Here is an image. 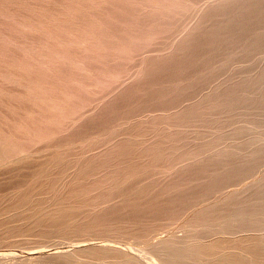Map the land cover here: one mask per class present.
Instances as JSON below:
<instances>
[{
	"label": "rangeland",
	"instance_id": "obj_1",
	"mask_svg": "<svg viewBox=\"0 0 264 264\" xmlns=\"http://www.w3.org/2000/svg\"><path fill=\"white\" fill-rule=\"evenodd\" d=\"M183 1L0 0V133L6 129L4 132L10 138L9 151H14L11 152V157L21 148L25 165L21 192L13 186L14 177L10 180L8 174L0 175V189L3 190L0 192V213L24 190L23 202L26 201L21 207L22 210L12 209L14 212L10 210V214L4 212L6 215H0V264H23L22 261L33 256L39 259V262L35 263L40 264H56L55 261L59 257V264H65L66 261L73 264L78 260H82V264L86 261L90 264H104L105 261V264H170L165 258L170 256L169 248H194L198 245L207 246L212 242L218 244L214 247L217 252L212 249L210 256L204 255L198 260L199 257L198 261L190 259L189 256L187 258L193 264H217L218 257L225 253H239L241 258H246L244 248L258 237L264 238V214L261 216V213L237 211L243 204H253L254 200L249 194L260 180L264 179V159L260 164L251 165L245 172L246 175L231 182L232 185L228 183L218 187L216 184V180L224 177L223 173L232 166L243 165L253 151L264 150V118L263 126L253 127L251 115L241 112L244 111V90L243 85H240L247 77L255 76L262 69L264 52L253 51L243 59L239 55L245 51L247 44L239 45L237 42L235 45L233 42L236 39L233 24L245 17L247 12L248 7H244L245 4L243 6L245 0H198V3L197 0H185L186 4ZM208 4L211 10L214 9L213 13L209 11ZM223 5L226 8H223ZM212 15H216L215 18ZM211 20H215V24L210 23ZM222 27L224 30H221ZM157 28L161 30L158 31ZM206 28L214 30L211 29L210 33ZM166 29L167 31H164ZM205 31L211 35H205ZM204 35L208 39L204 38ZM216 36L219 38L214 39ZM198 38L201 40H197ZM210 38L214 39V42ZM200 44L202 46H199ZM205 52H208V55ZM214 53L217 54L213 55ZM209 63L211 66H207ZM239 68L249 71L243 72L244 70ZM234 69L237 75L232 76L235 74ZM241 71L243 74H240ZM223 72L230 73V76ZM215 74L219 77H214ZM193 78L196 80L193 81ZM188 85H194L191 91ZM3 86L11 89H4ZM19 90L22 93L17 92ZM23 93L24 96L20 95ZM218 95H221L219 99ZM233 95H237V99ZM234 100L240 101L241 104L229 108V103ZM19 101L25 102L22 103L24 108L20 107L22 104ZM203 105L207 106L206 109ZM17 118L23 119L24 123L22 120L18 122ZM201 119L205 121L201 122ZM15 127L20 129L22 135ZM11 132L16 137L12 136ZM225 150L227 152L224 153ZM258 171L260 173H257ZM213 185L216 186L213 188ZM6 193L9 195H5ZM218 193L220 194L217 195ZM10 196L9 201L7 199ZM13 213H16L15 216H12ZM241 235L247 237H240ZM161 247L168 249L163 250ZM40 248H43L44 252ZM73 251L77 253H74V257ZM42 255H47L45 258L51 255V259H43ZM24 256L27 258L24 259ZM96 256L97 259L94 258ZM54 258L57 260H53ZM28 262L25 260L24 264H29Z\"/></svg>",
	"mask_w": 264,
	"mask_h": 264
},
{
	"label": "bare ground",
	"instance_id": "obj_2",
	"mask_svg": "<svg viewBox=\"0 0 264 264\" xmlns=\"http://www.w3.org/2000/svg\"><path fill=\"white\" fill-rule=\"evenodd\" d=\"M91 1V0H90ZM108 1V0H107ZM118 1V0H117ZM163 1H165V0H163ZM180 1V0H179ZM185 1V0H184ZM183 1V3L184 4H186V2H184ZM203 1V0H202ZM204 1H206V0H204ZM213 1V0H212ZM215 1V0H214ZM237 1V0H236ZM173 2V1H172ZM176 2V1H175ZM178 2V1H177ZM199 2H200V0H199ZM217 2H218V0H217ZM220 2V1H219ZM232 2V1H231ZM240 2V1H239ZM77 3V2H76ZM97 3V2H96ZM100 3H101V1H100ZM100 3H99V5H100ZM109 3V2H108ZM121 3V2H120ZM197 3H198V0H197ZM202 3H204V2H202ZM208 3H210L209 1H208ZM227 3V2H226ZM225 3V4H226ZM242 3H243V1H242ZM0 4H1V2H0ZM116 4H117V2H116ZM119 4V3H118ZM117 4V5H118ZM125 4V3H124ZM146 4V3H145ZM204 4H206V3H204ZM216 4V3H215ZM221 4V3H220ZM223 4H224V2H223ZM237 4V3H236ZM244 4H245V6H244ZM13 5V4H12ZM32 5V4H31ZM37 5V4H36ZM91 5V4H90ZM109 5V4H108ZM129 5V4H128ZM132 5V4H131ZM210 5H212V4H210ZM216 5H219L218 3L216 4ZM216 5H214V6H216ZM227 5H229V4H227ZM239 5V4H238ZM237 5V6H238ZM241 5V4H240ZM4 6V5H3ZM70 6V5H69ZM92 6V5H91ZM113 6V5H112ZM123 6V5H122ZM121 6V7H122ZM125 6V5H124ZM127 6V5H126ZM135 6V5H134ZM143 6H145V7H147L146 5H144L143 4ZM213 6V5H212ZM233 6H235V5H233ZM243 6L244 7H248L247 8V12H246V15H245V17H243L241 20L240 19H238L237 21H235V23L233 24L234 25V28L236 29V34H234L235 35V37L234 38H236L235 39V41L233 40V42H235V45H236V43L238 42L239 43V45L241 44V45H244V44H247V48L245 47V51H243L242 53L240 52V50L239 49H241V48H239L238 49V51L241 53L240 55H239V57L240 58H246V57H248L249 55H250V53H252L253 51H257V50H259V51H261V53H262V51L264 52V0H245V2L243 3ZM13 7V6H12ZM67 7H68V5H67ZM150 7V6H149ZM153 7H155V6H153ZM208 7H210V9H209V11L211 10V6H209V4H208ZM225 7V5H223V8ZM242 7V6H241ZM0 8H1V6H0ZM72 8V7H71ZM89 8V7H88ZM131 8V7H130ZM152 8V7H151ZM213 8V7H212ZM217 8H218V6H217ZM220 8H222V7H220ZM219 8V9H220ZM226 8V7H225ZM229 8V7H228ZM227 8V10H229ZM15 9V8H14ZM68 9V8H67ZM74 9V8H73ZM72 9V10H73ZM86 9H87V7H86ZM117 9V8H116ZM134 9V8H133ZM172 9V8H171ZM176 9V8H175ZM200 9V8H199ZM1 10V9H0ZM8 10V9H7ZM137 10V9H136ZM139 10V9H138ZM141 10V9H140ZM160 10V9H159ZM213 11H214V9H212ZM212 10H211V12H212ZM225 10V9H224ZM226 10V11H227ZM234 10H236V8L234 9ZM14 11V10H13ZM12 11V12H13ZM76 11V10H75ZM121 11V10H120ZM223 11V10H222ZM222 11H220L221 13H222ZM230 11V10H229ZM34 12V11H33ZM69 12V11H68ZM111 12V11H110ZM125 12V11H124ZM232 12V11H231ZM244 12V11H243ZM10 13H11V11H10ZM115 13V12H114ZM119 13V12H118ZM128 13V12H127ZM156 13V12H155ZM172 13V12H171ZM207 13V12H206ZM213 13V12H212ZM226 13V12H225ZM234 12H232V14H233ZM52 14V13H51ZM117 14V13H116ZM121 14H123V13H121ZM167 14V13H166ZM209 14V13H208ZM215 14V13H214ZM111 15H112V13H111ZM115 15V14H114ZM130 15V14H129ZM144 15H147V14H144ZM143 15V16H144ZM149 15H151L150 13H149ZM211 15V14H210ZM221 15V14H220ZM2 16H4V15H2ZM41 16V15H40ZM68 16V15H67ZM74 16V15H73ZM167 16V15H166ZM212 16H214V18H215V16L216 15H212ZM218 16V15H217ZM233 16H234V14H233ZM145 17V16H144ZM149 18H150V16H148ZM155 17V16H154ZM204 16H202V18H203ZM145 18H147V17H145ZM213 17H212V19H214ZM237 18V17H236ZM239 18V17H238ZM99 19H100V17H99ZM106 19V18H105ZM160 19H162V18H160ZM203 19H205V18H203ZM34 20V19H33ZM32 20V21H33ZM38 20H40V19H38ZM63 20V19H62ZM71 20H72V18H71ZM141 20V19H140ZM146 20V19H145ZM155 20V19H154ZM159 20V19H158ZM208 20V19H207ZM219 20V19H218ZM37 21V20H36ZM89 21V20H88ZM109 21V20H108ZM128 21V20H127ZM146 21H149V20H146ZM212 22H210V23H212V24H215V20H211ZM213 21H215V22H213ZM225 21V20H224ZM25 22V21H24ZM87 22V21H86ZM145 22V21H144ZM200 22V21H199ZM218 22V21H217ZM225 22H227V21H225ZM108 23V22H107ZM138 23V22H137ZM151 23V22H150ZM155 23V22H154ZM220 23V22H219ZM223 23V22H222ZM232 23H233V20H232ZM96 24V23H95ZM148 24H149V22H148ZM201 24L203 25V23H202V21H201ZM221 24V23H220ZM32 25V24H31ZM53 25V24H52ZM138 25V24H137ZM146 25V24H145ZM207 25V24H206ZM216 25H218L217 23H216ZM223 25V24H222ZM29 26V25H28ZM33 26V25H32ZM59 26V25H58ZM87 26H89V25H87ZM141 26H142V24H141ZM210 26H211V24H210ZM210 26H209V28H210ZM229 26V25H228ZM62 27V26H61ZM60 27V28H61ZM129 27V26H128ZM154 27V26H153ZM189 27V26H188ZM198 27V25L196 26V28ZM212 27V26H211ZM217 27V26H216ZM224 27V26H223ZM223 27H222V29L221 30H224L223 29ZM59 28V29H60ZM72 28V27H71ZM91 28V27H90ZM89 28V29H90ZM95 28V27H94ZM144 28V27H143ZM147 28V27H146ZM199 28L201 29V27H200V25H199ZM213 28H214V26H213ZM213 28H211V29H213ZM218 28H219V26H218ZM221 28V27H220ZM231 28V27H230ZM45 30H46V28H44ZM51 29V28H50ZM92 29H93V27H92ZM149 29V28H148ZM147 29V30H148ZM158 29V28H157ZM160 30H161V28H159ZM159 29H158V31H159ZM194 29V28H193ZM207 29L208 28H206V31H207ZM211 29H208V31L210 30V33H211ZM227 29H228V27H227ZM36 30V29H35ZM58 30V29H57ZM87 30V29H86ZM132 30V29H131ZM131 30H129V31H131ZM195 30V29H194ZM214 30V29H213ZM212 30V31H213ZM217 30V29H216ZM219 30V29H218ZM164 31H167V29L166 30H164ZM178 31H179V29H178ZM192 31V30H191ZM201 31H203V30H201ZM204 32V34L206 35V34H208L207 32ZM229 31V30H228ZM233 30H231V32H232ZM4 32V31H3ZM142 32H144V31H142ZM182 32V31H181ZM193 32V31H192ZM219 32V31H218ZM68 33V32H67ZM105 33V32H104ZM104 33H103V35H104ZM149 33V32H148ZM152 33H154V32H152ZM167 33V32H166ZM199 34H201L200 33V31L198 32ZM203 33V32H202ZM209 33V35H211ZM71 34V33H70ZM107 34V33H106ZM156 34V33H155ZM198 34V35H199ZM220 33H218V35H219ZM1 35V34H0ZM88 35V34H87ZM90 35V34H89ZM109 35V34H108ZM146 35V34H145ZM149 35V34H148ZM153 35V34H152ZM178 35H179V33H178ZM190 35V34H189ZM202 35V34H201ZM204 35V36H205ZM65 36V35H64ZM105 36V35H104ZM107 36V35H106ZM155 36V35H154ZM177 36V35H176ZM195 36V35H194ZM193 36V37H194ZM59 37H61V36H59ZM111 37V36H110ZM133 37V36H132ZM187 36H185V38H186ZM192 37V38H193ZM214 37V36H213ZM222 37V36H221ZM221 37H220V39H221ZM232 37V36H231ZM230 37V38H231ZM68 38V37H67ZM70 38V37H69ZM68 38V39H69ZM93 38V37H92ZM95 38V37H94ZM104 38V37H103ZM102 38V39H103ZM108 38V37H107ZM190 38V37H189ZM192 38H190V39H192ZM196 38V37H195ZM195 38H193V39H195ZM201 38V37H200ZM204 38H207L206 36L204 37ZM217 38H219V36H216V38H214V39H217ZM65 39V38H64ZM128 39V38H127ZM208 39V38H207ZM211 39V38H210ZM214 39H211V41L212 42H214L213 40ZM99 40H100V38H99ZM116 40V39H115ZM187 40H189V39H187ZM197 40H201V39H197ZM219 40V39H218ZM3 41H4V39H3ZM77 41V40H76ZM208 41V40H207ZM220 41V40H219ZM101 42V41H100ZM106 42H108V41H106ZM191 42H192V40H191ZM203 42V41H202ZM202 42H200V43H202ZM230 42V41H229ZM232 42V41H231ZM83 43V42H82ZM85 43V42H84ZM87 43V42H86ZM91 43V42H90ZM104 43V42H103ZM110 43H111V41H110ZM113 43V42H112ZM118 43V42H117ZM199 43V42H198ZM217 43H218V41H217ZM216 43V45H218ZM220 43V42H219ZM228 43V42H227ZM96 44V43H95ZM192 44V43H191ZM207 44V43H206ZM214 44V43H213ZM59 45H62V44H59ZM64 45V44H63ZM62 45V46H63ZM140 45V44H139ZM215 45V46H216ZM227 45V44H226ZM233 45V44H232ZM231 45V46H232ZM68 46V45H67ZM144 46V45H143ZM191 46V45H190ZM198 46V45H197ZM199 46H202L201 44L199 45ZM198 46V47H199ZM208 46V45H207ZM220 46V45H219ZM225 46V45H224ZM246 46V45H245ZM88 47V46H87ZM131 47V46H130ZM146 48H147V46H145ZM193 47H194V45H193ZM211 47V46H210ZM220 47H222V46H220ZM233 47V46H232ZM244 47V46H243ZM1 48V47H0ZM70 48V47H69ZM108 48V47H107ZM201 48H205V47H201ZM229 48H231V47H229ZM89 50H90V48H88ZM130 49V48H129ZM199 49H200V47H199ZM219 49V48H218ZM236 49V48H235ZM2 50H4V49H2ZM66 50V49H65ZM201 50V49H200ZM205 50V49H204ZM207 50H208V47H207ZM88 51V50H87ZM136 51V50H135ZM214 51H216V50H214ZM221 51H223V50H221ZM220 51V52H221ZM226 51V50H225ZM232 51V50H231ZM72 52V51H71ZM75 52V51H74ZM96 52V51H95ZM100 52V51H99ZM200 52H204V51H200ZM211 52V51H210ZM217 52H218V50H217ZM238 52V53H239ZM90 53V52H89ZM197 53V52H196ZM207 53V55H208V52H205V54ZM212 53H213V50H212ZM223 53V52H222ZM228 53V52H227ZM65 54V53H64ZM79 54V53H78ZM77 54V55H78ZM97 54V53H96ZM215 54H217V53H214L213 55H215ZM221 54V53H220ZM234 54V53H233ZM254 54V53H253ZM256 54V53H255ZM82 55V54H81ZM99 55V54H98ZM101 55V54H100ZM198 55V54H197ZM196 55V56H197ZM219 55V54H218ZM200 56V55H199ZM221 56V55H220ZM235 56V55H234ZM262 56H263V54H262ZM75 57V56H74ZM79 57H80V55H79ZM90 57V56H89ZM208 57V56H207ZM216 58V57H215ZM220 59H221V57H219ZM237 58H238V54H237ZM80 59V58H79ZM84 59V58H83ZM206 59V58H205ZM204 59V60H205ZM210 59V58H209ZM3 60V59H2ZM196 60V59H195ZM200 60V59H199ZM203 60V59H202ZM201 60V61H202ZM207 60V59H206ZM206 60L204 61V62H206ZM214 60V59H213ZM224 60V59H223ZM232 60V59H231ZM235 60V59H234ZM241 60V59H240ZM5 61V60H4ZM10 61V60H9ZM82 61V60H81ZM208 61V60H207ZM263 61V60H262ZM77 62H79V61H77ZM196 62V61H195ZM197 62H199V61H197ZM209 62V61H208ZM220 62V61H219ZM6 63V62H5ZM8 63V62H7ZM211 63V62H210ZM210 63L209 64H207V66L209 65V66H211L210 65ZM228 63V62H227ZM233 63H234V61H233ZM199 64V63H198ZM206 64V63H205ZM219 64V63H218ZM240 64V63H239ZM262 64V63H261ZM212 65H213V63H212ZM251 65V64H250ZM257 65H259V64H257ZM256 65V66H257ZM9 66V65H8ZM226 66V65H225ZM234 66V65H233ZM236 66V65H235ZM249 66V65H248ZM2 67V66H1ZM4 67V66H3ZM2 67V68H3ZM214 67V66H213ZM212 67V68H213ZM243 67H244V65H243ZM262 67V69L261 70H259V73H257L255 76H250V77H247V79H245V81L243 82V83H241L240 85H243L242 86V88H243V90H244V94L242 95V98H244L243 99V103H244V105H243V107H244V111H241V112H245V113H249V115H251V124H252V126L253 127H259V126H263V124H262V122H263V116H264V64H263V66H261ZM200 68V67H199ZM209 68H211V67H209ZM217 68V67H216ZM225 68V67H224ZM227 68H228V66H227ZM230 68V67H229ZM234 68V67H233ZM236 68V67H235ZM219 69V68H218ZM223 69V68H222ZM221 69V70H222ZM237 69V68H236ZM239 69H242V68H239ZM258 69V68H257ZM7 70V69H6ZM9 70V69H8ZM212 70V69H211ZM213 70H216V69H213ZM220 70V69H219ZM225 70V69H224ZM227 70V69H226ZM244 70V71H243ZM247 71V69H242V71L243 72H246ZM205 71V70H204ZM208 71V70H207ZM230 71V70H229ZM239 71V70H238ZM242 71H241V73L240 74H243L242 73ZM249 71V70H248ZM247 71V72H248ZM2 72V71H1ZM9 72H11V70L9 71ZM12 72H14V71H12ZM200 72V71H199ZM201 72H202V70H201ZM213 72V71H212ZM211 72V73H212ZM216 72V71H215ZM227 72V71H226ZM226 72H223V73H226ZM236 71H235V69H234V73H235ZM15 73V72H14ZM197 73V72H196ZM205 73V72H204ZM210 73V72H209ZM208 73V74H209ZM253 73V72H252ZM201 74H203V73H201ZM208 74H206V76H208ZM213 74H214V72H213ZM227 74V73H226ZM230 74V73H229ZM229 74H227L228 76H230ZM239 74V73H238ZM247 74H249V73H247ZM235 75H237V73H235L234 75H232V76H235ZM7 76V75H6ZM12 76V75H11ZM15 76V75H14ZM192 76V75H191ZM200 76V75H199ZM231 76V77H232ZM16 77H18V76H16ZM197 77V76H196ZM204 77H205V74H204ZM203 77V78H204ZM210 77V76H209ZM212 77V76H211ZM214 77H216V74L214 75ZM217 77H219L218 76V74H217ZM216 77V78H217ZM195 78V77H194ZM193 78V81L194 80H196V79H194ZM213 78V77H212ZM233 78V77H232ZM236 78H238V77H236ZM242 78V77H241ZM5 79V78H4ZM22 79V78H21ZM205 79V78H204ZM211 79V78H210ZM215 79V78H214ZM219 79V78H218ZM5 81V80H4ZM198 81V80H197ZM208 82H210L209 80H207ZM223 81V80H222ZM241 81V80H240ZM1 82V81H0ZM16 82V81H15ZM19 82V81H18ZM199 82H200V80H199ZM213 82H215V80L214 81H212V83ZM219 82H220V80H219ZM230 82V81H229ZM20 83V82H19ZM81 83V82H80ZM82 83H84V82H82ZM81 83V84H82ZM187 83V82H186ZM189 83V82H188ZM190 83H191V81H190ZM189 83V84H190ZM218 83V82H217ZM233 83V82H232ZM235 83H237V82H235ZM238 83H239V81H238ZM237 83V84H238ZM192 84V83H191ZM196 84V83H195ZM200 84V83H199ZM2 85V84H1ZM7 85V84H6ZM5 85V86H6ZM85 85H87V84H85ZM84 85V86H85ZM198 85V84H197ZM197 85H195V86H197ZM202 85V84H201ZM213 85V84H212ZM232 85V84H231ZM9 86V85H8ZM194 86V85H193ZM193 86H191V87H193ZM200 86V85H199ZM209 86V85H208ZM224 86V85H223ZM234 86V85H233ZM1 87V86H0ZM4 87V86H3ZM3 87L1 88V89H3ZM21 87V86H20ZM188 87H190L189 85H188ZM190 87V88H191ZM212 87V86H211ZM231 87V86H230ZM235 87V86H234ZM233 87V88H234ZM8 88H10V87H7V88H5L4 87V89H8ZM14 88V87H13ZM17 88V87H16ZM195 88V87H194ZM198 88V87H197ZM232 88V89H233ZM11 89V88H10ZM15 89V88H14ZM13 89V90H14ZM186 89H187V87H186ZM187 90H189V89H187ZM186 90V91H187ZM192 90V88L190 89V91ZM194 90H196V89H194ZM193 90V91H194ZM209 90H212V89H209ZM5 91H7V90H5ZM12 91V90H11ZM10 91V92H11ZM221 91V90H220ZM223 91V90H222ZM221 91V92H222ZM229 91H231V90H229ZM233 91V90H232ZM8 92V91H7ZM17 92H20V90L19 91H17ZM24 92V91H23ZM208 92V91H207ZM225 92V91H224ZM235 92V91H234ZM238 92V91H237ZM241 92H243V91H241ZM6 93V92H5ZM20 93H22V92H20ZM188 93V92H187ZM191 93V92H190ZM189 93V95H191ZM230 93V92H229ZM236 93V92H235ZM182 94V93H181ZM197 94V93H196ZM203 94V93H202ZM213 94V93H212ZM220 94V93H219ZM231 94V93H230ZM233 94V93H232ZM1 95V94H0ZM20 95H25L24 93L23 94H20ZM35 95V94H34ZM184 95V94H183ZM239 95H241V94H239ZM15 96V95H14ZM19 96V95H18ZM196 96H198V95H196ZM217 96V95H216ZM230 96V95H229ZM228 96V97H229ZM232 96V95H231ZM234 96V95H233ZM237 96V95H236ZM236 96H234V97H236ZM6 97V96H5ZM201 97V96H200ZM221 97V95L219 96L218 95V99ZM2 98V97H1ZM4 98V97H3ZM216 98V97H215ZM223 98V97H222ZM241 98V97H240ZM16 99H18V97L16 98ZM198 99H200V98H198ZM197 99V100H198ZM224 99V98H223ZM222 99V100H223ZM236 99H237V97H236ZM1 100V99H0ZM4 100V99H3ZM7 100V99H6ZM20 100V99H19ZM221 100V101H222ZM228 100H231V99H228ZM242 100V99H241ZM5 101V100H4ZM18 101V100H17ZM190 101V100H189ZM207 101V100H206ZM14 102H15V100H14ZM21 101H19V103H20ZM209 102V101H208ZM211 102V101H210ZM10 103H12V102H10ZM10 103H8V104H10ZM17 103V102H16ZM23 102H21V104H22ZM25 103V102H24ZM23 103V104H24ZM59 103V102H58ZM191 103V102H190ZM206 103V102H205ZM216 103H219V102H216ZM222 103V102H221ZM4 104V103H3ZM14 104V103H13ZM23 104L22 105H20V107L21 106H23ZM55 104H56V102H55ZM213 104H215V103H213ZM222 104H224V103H222ZM239 104H241V102L239 101H231L230 103H229V108L230 107H238V105ZM6 105H7V102H6ZM58 105V104H57ZM188 105V104H187ZM209 104H207V106H208ZM221 105V104H220ZM11 106V105H10ZM17 106H18V103H17ZM27 106V105H26ZM201 106V105H200ZM206 106V107H207ZM210 106V105H209ZM208 106V107H209ZM214 106V105H213ZM223 106V105H222ZM242 106V105H241ZM28 107V106H27ZM39 107V106H38ZM203 107H205L204 105H203ZM206 107H205V109H206ZM7 108V107H6ZM15 108H16V106H15ZM22 108H24V106L22 107ZM202 108V107H201ZM212 108V107H211ZM216 108V107H215ZM218 108H222V107H218ZM224 108V107H223ZM240 108H242V107H240ZM8 109V108H7ZM19 109V108H18ZM27 109V108H26ZM51 109V108H50ZM194 110V107L193 108H191V110ZM203 109V108H202ZM238 109V108H237ZM237 109H236V111H237ZM5 110V109H4ZM12 110V109H11ZM192 110V111H193ZM198 110H199V107H198ZM197 110V108H196V111H198ZM241 110V109H240ZM18 111V110H17ZM22 111H23V109H22ZM190 111V110H189ZM205 111V110H204ZM223 111V110H222ZM230 111V110H229ZM191 112V111H190ZM211 112V111H210ZM216 112H217V109H216ZM241 112H239L240 114H241ZM6 113V112H5ZM13 113V112H12ZM22 113V112H21ZM20 112H19V114H21ZM24 113V112H23ZM143 113V112H142ZM196 112H194V114H195ZM204 113V112H203ZM219 113H220V111L217 113L218 114V116H219ZM16 114H18V113H16ZM180 114H182V113H180ZM187 114V113H186ZM196 114H198V113H196ZM207 114V113H206ZM216 114V115H217ZM232 114H233V112H232ZM231 114V115H232ZM2 115V114H1ZM24 115V114H23ZM47 115V114H46ZM51 115V114H50ZM201 115V114H200ZM208 115V114H207ZM213 115V114H212ZM226 115H227V111H226ZM5 116H7L6 114H5ZM180 116V115H179ZM183 116V115H182ZM197 116V115H196ZM205 116V115H204ZM213 116H215V114L213 115ZM229 116V115H228ZM238 116V115H237ZM248 116V115H247ZM1 117V116H0ZM8 117V116H7ZM21 117H23L22 115H21ZM30 117V116H29ZM55 117V116H54ZM201 117V116H200ZM203 117V116H202ZM206 117H208V116H206ZM244 117V116H243ZM246 117V116H245ZM250 117V116H249ZM23 118H25V116L23 117ZM38 118V117H37ZM196 118V117H195ZM237 118V117H236ZM33 119V118H32ZM197 119V118H196ZM195 119V120H196ZM218 119V118H217ZM227 119V118H226ZM239 119H240V117H239ZM1 120V119H0ZM19 119L17 118V121H18ZM22 120V122H23V119H21ZM21 120H19V121H21ZM27 120V119H26ZM40 120V119H39ZM200 120V119H199ZM211 120V119H210ZM228 120V119H227ZM227 120H225V122L227 121ZM242 120V119H241ZM240 120V121H241ZM244 120V119H243ZM4 121V120H3ZM9 121H11V120H9ZM18 121V122H19ZM51 121V120H50ZM196 121H198V119L196 120ZM202 121H205V119H201V122ZM208 121V120H207ZM220 121V120H219ZM26 122V121H25ZM199 122V121H198ZM235 122V121H234ZM2 123V122H1ZM4 123V122H3ZM7 122H5V124H6ZM11 123V122H10ZM24 123V122H23ZM22 123V124H23ZM186 122H184V124H185ZM206 123V122H205ZM5 124H4V126H5ZM18 124V123H17ZM31 124H33V123H31ZM38 124V123H37ZM197 124V123H196ZM190 125H192V124H190ZM198 125V124H197ZM196 125V126H197ZM209 125V124H208ZM212 125H214V124H212ZM212 125H210V126H212ZM216 125V124H215ZM241 125V124H240ZM239 125V126H240ZM3 126V127H4ZM29 126V125H28ZM40 126V125H39ZM193 126V125H192ZM200 126V125H199ZM218 126H219V124H218ZM231 126H232V124H231ZM234 126V125H233ZM236 126V125H235ZM252 126H250V127H252ZM0 127H2V126H0ZM203 127V126H202ZM207 127V126H206ZM225 127V126H224ZM242 127V126H241ZM252 127V128H253ZM5 128V127H4ZM17 127H15V129H16ZM220 128V127H219ZM218 128V129H219ZM229 128V127H228ZM243 128V127H242ZM246 128V127H245ZM261 128V127H260ZM32 129V128H31ZM233 129V128H232ZM231 129V130H232ZM254 129V128H253ZM1 130V129H0ZM2 130H4V129H2ZM8 130L10 131V129L8 128ZM24 129H22V131H23ZM205 130H207V129H205ZM215 130V129H214ZM217 130V129H216ZM220 130V132H221V129H219ZM230 130V129H229ZM228 130V131H229ZM249 130H251V129H249ZM255 130V129H254ZM4 131H6V129L4 130ZM4 131H2L1 133H0V175H5L6 174V176H7V174H8V178L10 179V180H12L11 179V177H14L13 179H14V188H17L16 190H18L19 192H21L22 191V186H23V175L22 174H25V173H23V166H25V165H23L24 164V157H23V154H22V150H21V148H20V150H19V152L15 155V153H14V157L12 156H10V155H13L12 153L14 152H10L9 151V148H8V142H9V140L8 139H10L9 137H8V135H7V133L6 132H4ZM8 131V132H9ZM13 131V130H12ZM15 131V130H14ZM19 131V133L21 134V131H20V129L18 130V128H17V132ZM211 131V130H210ZM227 131V130H226ZM234 131V130H233ZM238 131V130H237ZM245 131V130H244ZM17 132H15V133H17ZM31 132V131H30ZM218 132V131H217ZM12 133L13 132H11L10 134L12 135ZM18 133V134H19ZM206 133V132H205ZM210 133V132H209ZM214 133V132H213ZM212 133V134H213ZM219 133V132H218ZM222 133V132H221ZM244 133V132H243ZM246 133V132H245ZM9 134V133H8ZM203 134V133H202ZM226 134V133H225ZM14 136H15V134H13ZM12 135V136H13ZM22 135V134H21ZM26 135V134H25ZM214 135V134H213ZM235 135V134H234ZM252 135V134H251ZM236 136V135H235ZM254 136V135H253ZM260 136V135H259ZM16 137V136H15ZM17 137H19V136H17ZM40 137V136H39ZM200 137V136H199ZM20 138V137H19ZM23 137H21V139H22ZM243 138V137H242ZM242 138H240V139H242ZM247 138V137H246ZM252 138V137H251ZM14 139V138H13ZM203 139V138H202ZM205 139V138H204ZM211 140V139H210ZM210 140H208V141H210ZM219 140V139H218ZM244 140V139H243ZM230 141V140H229ZM247 141H249V140H247ZM12 142V141H11ZM13 142H14V140H13ZM211 142V141H210ZM237 142V141H236ZM250 142V141H249ZM14 143H16V142H14ZM209 143V142H208ZM226 143V142H225ZM234 143V142H233ZM240 143H241V141H240ZM244 143V142H243ZM256 143V142H255ZM19 144H21V143H19ZM206 144V143H205ZM221 144V143H220ZM239 144V143H238ZM245 144V143H244ZM207 145V144H206ZM213 145V144H212ZM227 145V144H226ZM251 145V144H250ZM259 145H260V143H259ZM14 146V145H13ZM209 146V145H208ZM236 146V145H235ZM203 147H204V145H203ZM249 147V146H248ZM25 148V147H24ZM210 148H211V146H210ZM216 148V147H215ZM232 148H234V147H232ZM243 148V147H242ZM241 148V149H242ZM247 148V147H246ZM254 148V147H253ZM18 149V148H17ZM26 149V148H25ZM196 149V148H195ZM199 149H201V146L199 147ZM221 149V148H220ZM218 150V149H217ZM251 150V149H250ZM18 151V150H17ZM17 151H15V152H17ZM25 151V150H24ZM228 151H229V149H228ZM233 151V150H232ZM192 152V151H191ZM190 152V153H191ZM209 152V151H208ZM211 152H212V150H211ZM225 152H227L226 150L224 151V153ZM245 152V151H244ZM10 153V154H9ZM232 154L234 153V152H231ZM237 153V152H236ZM250 153H252V152H250ZM249 153V154H250ZM195 154V153H194ZM207 154V153H206ZM209 154V153H208ZM223 154V153H222ZM221 154V155H222ZM229 154H230V152H229ZM228 153H227V155H229ZM245 154V153H244ZM186 155V154H185ZM212 155V154H211ZM216 155V154H215ZM214 155V156H215ZM239 155V154H238ZM241 155V154H240ZM204 156V155H203ZM208 156V155H207ZM246 156H248V155H246ZM245 156V157H246ZM211 156H209V158H210ZM236 157H237V155H236ZM240 157H242V156H240ZM214 158V157H213ZM217 158V157H216ZM220 158V157H219ZM226 158V157H225ZM225 158L223 159V160H225ZM233 158V157H232ZM243 158V157H242ZM248 158V157H247ZM205 159H207L208 160V158H205ZM205 159H201V160H205ZM222 159V158H221ZM227 159V158H226ZM235 159V158H234ZM262 159H264V150L263 149H256L255 151H253V153L250 155V157L248 158V160H246L244 163H243V165H238V166H232V168L230 169V170H225L226 172H224L223 173V175H224V177H220L218 180H216V184H217V186L219 187V186H223V185H226V184H228V183H230L231 185H232V183L231 182H235V181H237L238 179H240L241 177L240 176H242V175H246V171H247V169L251 166V165H253L254 163H259V162H261L262 161ZM193 160V159H192ZM216 160V159H215ZM231 161H233V160H231ZM26 162V161H25ZM209 162V161H208ZM207 162V163H208ZM211 162H212V160H211ZM225 163H226V161H224ZM238 162V161H237ZM205 163V162H204ZM232 163V162H231ZM234 163V162H233ZM213 164H214V162H213ZM228 164V163H227ZM237 164V163H236ZM260 164V163H259ZM203 165V164H202ZM207 165H209V164H207ZM207 165H206V167H207ZM220 165V164H219ZM233 165H235V164H233ZM203 166H205V165H203ZM213 166V165H212ZM217 166V165H216ZM231 166V165H230ZM255 167L257 166V165H254ZM198 167V166H197ZM202 166H200V168H201ZM209 167V166H208ZM211 167V166H210ZM221 167V166H220ZM226 167V166H225ZM263 167V166H262ZM196 168V167H195ZM203 168V167H202ZM251 168V167H250ZM252 168H254V167H252ZM222 169V168H221ZM263 169V168H262ZM198 170H199V168H198ZM200 170H202V169H200ZM212 170V169H211ZM120 171V170H119ZM206 171V170H205ZM208 171V170H207ZM215 171H216V169H215ZM251 171V170H250ZM256 171H257V169H256ZM196 172V171H195ZM194 172V173H195ZM204 172V171H203ZM212 172V171H211ZM214 172V171H213ZM208 173V172H207ZM254 173V172H253ZM257 173H260L259 171L257 172ZM196 174V173H195ZM194 174V175H195ZM204 174V173H203ZM248 174V173H247ZM219 175V174H218ZM195 176H197V175H195ZM199 176H201V175H199ZM205 176V175H204ZM209 176V175H208ZM208 176H207V178H208ZM262 176V175H261ZM215 177V176H214ZM244 177V176H243ZM252 177V176H251ZM26 178V177H25ZM197 178H198V176H197ZM196 178V180H198ZM203 178V177H202ZM243 179V178H242ZM246 179H248V178H246ZM4 180V179H3ZM25 180V179H24ZM209 180H210V178H209ZM208 180V181H209ZM212 180V179H211ZM245 180V179H244ZM254 181V180H253ZM6 182H7V180H6ZM8 182H9V180H8ZM11 182V181H10ZM202 182V181H201ZM243 182V181H242ZM131 183V182H130ZM200 183V182H199ZM5 184V183H4ZM235 184H237V183H235ZM3 185V184H2ZM154 185V184H153ZM165 185V184H164ZM198 185V184H197ZM201 185H202V183H201ZM12 186V187H13ZM70 186V185H69ZM68 186V187H69ZM127 186V185H126ZM199 186V185H198ZM216 186V185H215ZM214 185H213V188L215 187ZM33 187V186H32ZM204 187H206V186H204ZM210 187V186H209ZM226 187V186H225ZM128 188V187H127ZM126 188V189H127ZM139 188H140V185H139ZM231 188V187H230ZM7 189V188H6ZM10 189V188H9ZM69 189V188H68ZM126 189H124V190H126ZM142 189V188H141ZM224 189V188H223ZM226 189H227V187H226ZM232 189V188H231ZM247 189V188H246ZM249 189V188H248ZM250 189H252V188H250ZM1 190L2 189H0V192H1ZM11 190V189H10ZM13 190V189H12ZM143 190V189H142ZM198 190V189H197ZM199 190H201L200 189V187H199ZM207 190V189H206ZM222 190V189H221ZM3 191V190H2ZM15 191V190H14ZM17 191V192H18ZM40 191V190H39ZM214 191V190H213ZM250 191V190H249ZM248 191V192H249ZM18 192V193H19ZM24 192H25V190H24ZM23 192V193H24ZM29 192V191H28ZM237 192H239V191H237ZM11 193V192H10ZM23 193H19L18 195H17V199L15 198V201H13V203H8V205H6L4 208H3V212L2 213H4V212H8V211H10V210H12V209H19L20 210V208L21 207H23L24 205H25V203H26V201H25V203L23 202V196H22V194ZM160 193V192H159ZM197 193V192H196ZM200 193V192H199ZM207 193V192H206ZM215 193V192H214ZM221 193V192H220ZM220 193H218L217 195H219ZM226 193V192H225ZM229 193V192H228ZM13 194H15V192L13 193ZM145 194V193H144ZM148 194V193H147ZM146 194V195H147ZM154 194V193H153ZM163 194V193H162ZM202 194V193H201ZM240 194V193H239ZM2 195H4V194H2ZM5 195H7V193L5 194ZM4 195V196H5ZM8 195H9V193H8ZM7 195V196H8ZM16 195V194H15ZM27 195V194H26ZM198 195V194H197ZM209 195V194H208ZM25 196V195H24ZM152 196V195H151ZM190 196V195H189ZM196 196V195H195ZM210 196L212 197V194L210 193ZM228 196V195H227ZM226 196V197H227ZM245 196V195H244ZM249 196H250V198L252 199V200H254V201H252L253 202V204L251 205V206H247V205H242V206H240L239 207V210H237V211H242L243 213H261V216L264 214V179L262 180H260V182L256 185V187L253 189V190H251V192H250V194H249ZM2 196H0V198H1ZM68 197V196H67ZM152 197H154V196H152ZM187 197V196H186ZM228 197H230V196H228ZM7 198V197H6ZM9 198H11V196L10 197H8V199L7 200H9ZM13 198V199H14ZM150 198V197H149ZM198 198V197H197ZM203 198V197H202ZM210 198V197H209ZM246 198V197H245ZM5 199V198H4ZM27 199V198H26ZM55 199V198H54ZM156 199V198H155ZM182 199V198H181ZM1 200V199H0ZM12 200V199H11ZM2 201H3V199H2ZM10 201V200H9ZM52 201V200H51ZM130 201V200H129ZM242 201H244V200H242ZM249 201V200H248ZM12 202V201H11ZM77 202V201H76ZM101 202V201H100ZM211 202V201H210ZM240 202V201H239ZM23 203H24V205H23ZM147 203V202H146ZM163 203V202H162ZM4 204V203H3ZM7 204V203H6ZM31 205V204H30ZM152 205V204H151ZM159 205V204H158ZM166 205V204H165ZM205 205V204H204ZM241 205V204H240ZM27 206V205H26ZM219 206V205H218ZM57 207V206H56ZM100 207V206H99ZM122 207V206H121ZM46 208V207H45ZM96 208V207H95ZM98 208V207H97ZM115 208V207H114ZM153 208V207H152ZM151 208V209H152ZM233 208V207H232ZM231 208V209H232ZM193 209V208H192ZM235 209H237V208H235ZM235 209H234V211H235ZM18 210V211H19ZM21 210H22V208H21ZM47 210V209H46ZM72 210V209H71ZM119 210V209H118ZM126 210V209H125ZM149 210V209H148ZM227 210V209H226ZM26 211V210H25ZM83 211V210H82ZM178 211V210H177ZM186 211V210H185ZM184 211V212H185ZM232 211V210H231ZM11 212V211H10ZM12 212H14L13 210H12ZM76 212V211H75ZM120 212V211H119ZM226 212V211H225ZM224 212V213H225ZM2 213H0V215L2 214ZM73 213V212H72ZM83 213V212H82ZM85 213V212H84ZM194 213V212H193ZM223 213V214H224ZM263 213V214H262ZM5 215H6V213H4ZM8 214H10L9 212H8ZM16 214V213H15ZM15 214L13 213L12 214V216H15ZM21 214V213H20ZM34 214V213H33ZM81 214V213H80ZM170 214V213H169ZM202 214H205V213H202ZM208 214V213H207ZM213 214V213H212ZM44 215V214H43ZM57 215V214H56ZM76 215V214H75ZM102 215V214H101ZM132 215V214H131ZM256 215V214H255ZM254 215V216H255ZM2 216V215H1ZM99 216V215H98ZM105 216V215H104ZM200 216H201V214H200ZM19 217H20V215H19ZM40 217V216H39ZM63 217V216H62ZM157 217V216H156ZM218 217V216H217ZM22 218V217H21ZM118 218V217H117ZM120 218V217H119ZM123 218V217H122ZM141 218V217H140ZM151 218H152V216H151ZM203 218H205V217H203ZM215 218V220H216V217H214ZM257 218H259V217H257ZM88 219V218H87ZM146 219V218H145ZM166 219V218H165ZM176 219V218H175ZM211 219V218H210ZM264 219V218H263ZM2 220V219H1ZM15 220V219H14ZM27 220H28V218H27ZM31 220V219H30ZM76 220V219H75ZM92 220V219H91ZM206 220V219H205ZM239 220H240V217H239ZM22 221V220H21ZM25 221V220H24ZM37 221V220H36ZM47 221V220H46ZM54 221V220H53ZM242 221V220H241ZM39 222V221H38ZM111 222V221H110ZM116 222V221H115ZM120 222V221H119ZM179 222V221H178ZM261 222V221H260ZM30 223V222H29ZM61 223V222H60ZM66 223V222H65ZM124 223V222H123ZM205 223V222H204ZM1 224V223H0ZM33 224V223H32ZM43 224V223H42ZM82 224V223H81ZM195 224H196V222H195ZM198 224V223H197ZM61 225H63L62 223H61ZM77 225V224H76ZM183 225V224H182ZM245 225V224H244ZM4 226V225H3ZM31 226V225H30ZM58 226H60L59 224H58ZM96 226V225H95ZM219 226V225H218ZM228 226V225H227ZM233 226V225H232ZM261 226V225H260ZM6 227V226H5ZM19 227V226H18ZM48 227V226H47ZM182 227V226H181ZM196 227V226H195ZM238 227H239V225H238ZM250 227V226H249ZM252 227V226H251ZM31 228V227H30ZM39 228V227H38ZM51 228V227H50ZM56 228H57V226H56ZM65 228H67V227H65ZM188 228V227H187ZM228 228H230V227H228ZM234 228H235V226H234ZM256 228H257V226H256ZM9 229V228H8ZM47 229V228H46ZM62 229V228H61ZM167 229V228H166ZM225 229V228H224ZM241 229V228H240ZM7 230V229H6ZM32 230V229H31ZM59 230H60V228H59ZM63 230V229H62ZM94 230V229H93ZM96 230V229H95ZM165 230V229H164ZM163 230V231H164ZM238 230V229H237ZM236 230V231H237ZM241 230H243V227H242V229ZM87 231V230H86ZM162 231V232H163ZM173 231V230H172ZM225 231H226V229H225ZM224 231V232H225ZM253 231V230H252ZM262 231V230H261ZM1 232V231H0ZM6 232V231H5ZM13 232V231H12ZM23 232V231H22ZM26 232H27V230H26ZM41 232V231H40ZM91 232V231H90ZM110 232V231H109ZM233 231H231V233H232ZM244 232V231H243ZM259 232V231H258ZM49 233V232H48ZM52 233V232H51ZM51 233H49V234H51ZM56 233V232H55ZM104 233V232H103ZM161 233V232H160ZM245 233V232H244ZM249 233V232H248ZM261 233V232H260ZM263 233V232H262ZM16 234V233H15ZM28 234V233H27ZM37 234V233H36ZM83 234V233H82ZM92 234V233H91ZM236 234V233H235ZM240 234V233H239ZM264 234V233H263ZM13 235V234H12ZM11 235V236H12ZM22 235V234H21ZM85 235H86V233H85ZM93 235V234H92ZM143 235V234H142ZM145 235H146V233H145ZM238 235V234H237ZM244 235V234H243ZM246 235V234H245ZM9 236V235H8ZM10 236V237H11ZM17 236V235H16ZM60 236V235H59ZM140 235H138V237H139ZM144 236V235H143ZM156 236V235H155ZM169 236V235H168ZM226 236V235H225ZM224 236V237H225ZM228 236V235H227ZM231 236V235H230ZM232 236H235V235H232ZM259 236V235H258ZM14 237V236H13ZM22 237H23V235H22ZM51 237V236H50ZM56 237H58V236H56ZM74 237V236H73ZM89 237V236H88ZM146 237V236H145ZM148 237V236H147ZM153 237H154V235H153ZM171 237V236H170ZM235 237H237V236H235ZM240 237H243L242 235L240 236ZM247 237V236H246ZM246 237H243V238H246ZM250 237V236H249ZM248 237V238H249ZM12 238V237H11ZM20 238V237H19ZM26 238V237H25ZM129 238V237H128ZM172 238V237H171ZM186 238V237H185ZM257 238V237H256ZM255 238V239H256ZM3 239V238H2ZM17 239V238H16ZM24 239V238H23ZM37 239V238H36ZM48 239V238H47ZM51 239V238H50ZM71 239V238H70ZM78 239V238H77ZM91 239V238H90ZM106 239V238H105ZM149 239V238H148ZM152 239V238H151ZM157 239V238H156ZM155 239V240H156ZM178 239V238H177ZM197 239V238H196ZM202 239V238H201ZM212 239V238H211ZM226 239H227V237H226ZM236 239V238H235ZM242 239V238H241ZM9 240V239H8ZM26 240V239H25ZM43 240V239H42ZM52 240V239H51ZM64 240V239H63ZM122 240V239H121ZM120 240V241H121ZM145 240H147V238L145 239ZM144 240V241H145ZM172 240V239H171ZM220 240H222V239H220ZM237 240V239H236ZM14 241V240H13ZM30 241V240H29ZM86 241V240H85ZM93 241V240H92ZM173 241V240H172ZM179 241V240H178ZM197 241V240H196ZM201 241V240H200ZM204 241V240H203ZM212 241H213V239H212ZM219 241V240H218ZM243 241V240H242ZM15 242V241H14ZM41 242V241H40ZM53 242V241H52ZM70 242V241H69ZM98 242V241H97ZM125 242V241H124ZM130 242V241H129ZM184 242V241H183ZM187 242V241H186ZM189 242V241H188ZM205 242V241H204ZM211 242V241H210ZM240 242V241H239ZM249 243H250V241H248ZM11 243V242H10ZM47 243V242H46ZM87 242H85V244H86ZM106 243V242H105ZM208 243V242H207ZM206 243V244H207ZM223 242H221V244H222ZM235 243V242H234ZM246 243V242H245ZM23 244V243H22ZM26 244V243H25ZM72 244V243H71ZM78 244V243H77ZM84 244V245H85ZM100 244V243H99ZM201 244V243H200ZM202 244H203V242H202ZM209 244V243H208ZM207 244V246H196V247H192V246H190V247H183V249L181 248V247H179V246H177V247H172V248H169V250H168V252H169V254H170V256L169 257H165L166 259H167V262H169L170 264H193V262H191V261H189L188 260V258H187V256H189L190 257V259H194V260H197L199 257V259L198 260H200L201 258H202V256H204V255H211V253L213 252V250H215L214 249V247H216L218 244L216 243V242H212V243H210L209 245ZM220 244V243H219ZM220 244V245H221ZM226 244V243H225ZM4 245H6V244H4ZM13 245V244H12ZM24 245V244H23ZM53 245V244H52ZM62 245V244H61ZM80 245H81V242H80ZM80 245H79V247H80ZM88 245V244H87ZM131 245V244H130ZM188 245V244H187ZM235 245H237V243L235 244ZM35 246V245H34ZM44 246V245H43ZM75 246V245H74ZM82 246V245H81ZM97 246V245H96ZM112 246V245H111ZM132 246V245H131ZM145 246V245H144ZM193 246H195V245H193ZM229 246V245H228ZM230 246H233V245H230ZM243 246V245H242ZM245 246V245H244ZM3 247V246H2ZM7 247V246H6ZM21 247V246H20ZM33 247V246H32ZM40 247V246H39ZM78 247V246H77ZM78 247V248H79ZM84 247V246H83ZM87 247V246H86ZM112 247H114V246H112ZM117 247V246H116ZM142 247V246H141ZM140 247V248H141ZM163 247H166V246H163ZM75 248V247H74ZM92 248V247H91ZM103 248H104V246H103ZM108 248V247H107ZM115 248V247H114ZM133 248V247H132ZM26 249V248H25ZM37 249V248H36ZM41 249H43V248H40V250ZM105 249V248H104ZM116 249V248H115ZM118 249V248H117ZM121 249H122V247H121ZM156 249V248H155ZM161 249H163V250H167L168 248H162L161 247ZM213 249V250H212ZM234 249V248H233ZM232 249V250H233ZM245 251H244V253H246L247 254V256H246V258H241V256H239V253H237V254H221V256H219L218 257V262H217V264H264V238H262V237H258L255 241L253 240L250 244H248V246H246L245 248ZM24 250V249H23ZM30 251H31V248L29 249ZM33 250H35V249H33ZM32 250V251H33ZM79 250V249H78ZM81 250V249H80ZM97 250V249H96ZM107 250V249H106ZM114 250V249H113ZM120 250V249H119ZM218 250H220V249H218ZM231 250V249H230ZM231 250V251H232ZM235 250V249H234ZM41 251H43L44 252V249L43 250H41ZM72 251V250H71ZM76 251V250H75ZM82 251V250H81ZM84 251V250H83ZM92 251H93V249H92ZM98 251H100V250H98ZM97 251V252H98ZM216 251V250H215ZM220 251H223V250H220ZM238 252H239V250H237ZM29 251L27 250V252L26 253H28ZM34 252V251H33ZM33 252H32V254H33ZM36 252V251H35ZM46 252V251H45ZM57 252H59V251H57ZM64 252V251H63ZM114 252H115V250H114ZM116 252H117V250H116ZM122 252V251H121ZM137 252V251H136ZM164 252V251H163ZM217 252V251H216ZM39 253V252H38ZM38 253L36 254V255H38ZM48 253V252H47ZM50 253V252H49ZM66 253V252H65ZM74 253H76V252H74L73 251V254H72V256L74 257ZM83 253H85V252H83ZM119 253V252H118ZM138 253V252H137ZM140 253V252H139ZM138 253V254H139ZM45 254V253H44ZM55 254H57V253H55ZM67 254H69V253H67ZM67 254H65V256H67ZM77 254V253H76ZM75 254V255H76ZM112 254V253H111ZM115 254V253H114ZM240 254H242V253H240ZM16 255V254H15ZM34 255H35V253H34ZM78 255H80V254H78ZM168 255V254H167ZM213 255V254H212ZM7 256V255H6ZM11 256V255H10ZM17 256V255H16ZM26 256V255H25ZM24 256V259L25 258H27V257H29V255L27 256V257H25ZM32 256V255H31ZM44 255H42L41 257H43ZM47 255H45L44 257H43V259H48V258H50L51 259V255L50 256H48V258H45ZM63 256V255H62ZM61 256V257H62ZM90 256V255H89ZM93 256V255H92ZM100 256H102V255H100ZM99 256V257H100ZM107 256V255H106ZM116 256V255H115ZM150 256V255H149ZM37 257V256H36ZM35 256H33L32 258L30 257L29 259L27 258V259H25V260H28L29 262V264H40V263H35V262H39L38 260H37V258H36ZM40 257V256H39ZM98 257V258H99ZM105 257V256H104ZM124 257V256H123ZM212 257V256H211ZM210 257V258H211ZM23 258V257H22ZM55 258H56V256H55ZM53 259V260H57V259ZM64 258V257H63ZM71 258V257H70ZM83 258V257H82ZM94 258H96L97 259V256L96 257H94ZM93 258V259H94ZM111 258H112V256H111ZM133 258V257H132ZM59 259H60V257H59ZM59 259L57 260V261H55V263L56 264H59ZM85 259H88V258H85ZM107 259V258H106ZM153 259V258H152ZM212 259V258H211ZM214 259V258H213ZM12 260V259H11ZM17 260H19L18 258H17ZM22 259H20V261H21ZM25 260H24V262H25ZM42 260V259H41ZM41 260H40V262H41ZM74 260V259H73ZM78 260V259H77ZM89 260V259H88ZM100 260V259H99ZM113 260V259H112ZM124 260V259H123ZM134 260V259H133ZM193 260V261H194ZM197 260V261H198ZM9 261V260H8ZM16 261V260H15ZM72 261V260H71ZM75 261V260H74ZM82 261V260H81ZM81 261H77V262H81ZM120 261V260H119ZM196 261V262H197ZM207 261V260H206ZM209 261H210V259H209ZM13 262V261H12ZM24 262L22 261V263L24 264ZM43 262H46V261H43ZM52 262V261H51ZM58 262V263H57ZM73 263V264H82V262L81 263ZM87 262V261H86ZM85 262V263H86ZM100 262V261H99ZM109 262V261H108ZM156 262V261H155ZM195 262V261H194ZM15 263V262H14ZM19 263V262H18ZM26 263H27V261H26ZM47 263V262H46ZM62 263H64V261L62 262ZM84 263V264H85ZM105 263H106V261H105ZM104 263V264H105ZM116 263V262H115ZM201 263V262H200ZM213 263V262H212ZM2 264V263H1ZM7 264V263H6ZM11 264V263H10ZM13 264V263H12ZM21 264V263H20ZM43 264V263H42ZM61 264V263H60ZM65 264H69V262L68 261H66L65 262ZM86 264H90L89 262L88 263H86ZM95 264H102V263H95ZM128 264H130L129 262H128ZM157 264V263H156Z\"/></svg>",
	"mask_w": 264,
	"mask_h": 264
}]
</instances>
